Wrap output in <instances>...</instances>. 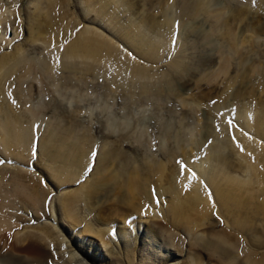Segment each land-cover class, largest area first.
Instances as JSON below:
<instances>
[{
	"label": "bare ground",
	"instance_id": "1",
	"mask_svg": "<svg viewBox=\"0 0 264 264\" xmlns=\"http://www.w3.org/2000/svg\"><path fill=\"white\" fill-rule=\"evenodd\" d=\"M18 2L0 0V40L8 27L12 40L19 33L13 26ZM29 2L27 35L0 56V153L30 164L36 148L49 185L34 170L0 166V264H49L59 257L81 264L73 253L55 256L46 247L62 249L59 230L74 236L76 250L94 264L110 262L89 256L84 245L107 248L114 231L122 252L109 251L112 264H135V250L140 264H158L164 246L182 253L184 233L190 238L184 259L165 264H204L206 253L216 257L208 264H264V147L258 143L264 142V0ZM90 13L108 33L87 24L64 45V35ZM26 43L34 45L28 50ZM168 53L171 59L157 68ZM188 76L194 85L220 87L185 100ZM201 105L203 118L195 111ZM96 122L106 128L103 140L94 134ZM112 134L130 143V151L104 140ZM75 182L79 187L61 189ZM164 195L168 200L158 207ZM20 207L59 225H20ZM94 210L93 224L85 214ZM221 220L226 226L215 229Z\"/></svg>",
	"mask_w": 264,
	"mask_h": 264
},
{
	"label": "rangeland",
	"instance_id": "2",
	"mask_svg": "<svg viewBox=\"0 0 264 264\" xmlns=\"http://www.w3.org/2000/svg\"><path fill=\"white\" fill-rule=\"evenodd\" d=\"M8 0H2V2L3 3H5V2H7ZM21 2H18V5L20 6H18V8H20L19 9V11H16L14 14V23H13V26H20L19 27V29L17 28L16 30H18V34H17V36L12 40V37L14 36V31H13V28H11V27H8V28H6V36L4 37V39L3 40H0V56L3 54V53H6V52H8V51H11L12 49H13V45H15V43H20V42H22L23 40H24V38H25V36L27 35V29H25V15H26V10H27V6H28V4L30 3L29 1L30 0H20ZM10 4V3H9ZM11 5V4H10ZM31 5V4H30ZM23 8H24V11H25V13H23ZM73 8H75L74 7V5H73V2H71L70 4H69V7H68V10H70V12H72V14H74L75 12V9H73ZM8 9H11L10 7L8 8ZM32 9H34V6H30V11H33ZM10 17V16H9ZM95 17H94V14L93 13H90L89 14V16L87 17V18H85V20H81L80 19V21H82V22H80V25H78L74 30H73V33H71L70 31H68L67 32V34H65L64 36H65V39L63 40V44L65 45V42L67 41V42H69L80 30H81V28H83L84 27V25H87L90 29H94V30H97V32H103V30H101L102 28L100 27V25L96 22V21H94L95 19H94ZM88 20V21H87ZM11 21H12V18H11ZM96 22V23H95ZM92 27V28H91ZM78 30V31H77ZM76 31V32H75ZM75 32V33H74ZM103 33H108V32H103ZM74 34V35H73ZM73 35V37H71L70 38V36H72ZM262 38L260 39V42L262 43V45L260 46V50H261V48H262V52H263V48H264V36H261ZM177 43V42H176ZM67 44V43H66ZM34 44H31L30 45V43H26V44H24V47H26L28 50H30L31 49V47L33 46ZM35 46L36 47H38V43H36L35 44ZM62 46V45H61ZM117 46H119V49L121 50V52H123L124 54L126 53V55L128 56H132L133 58H135L136 56H138V57H136L135 59H139L140 60V63L142 64L143 62H142V60H141V58H140V56L139 55H134V53L132 52V50L131 49H129V48H127V46H125L123 43H119ZM30 48V49H29ZM171 56H172V54L171 53H168V55H167V58H166V56H163V60H161L160 61V63L158 62V64H156V67L157 68H159V69H163V67H164V65L168 62L167 60H170L171 59ZM170 57V58H169ZM264 58V57H263ZM144 61V60H143ZM146 62V61H145ZM144 62V63H145ZM147 65H151L150 63H148ZM151 66H153L154 67V65H151ZM197 72V71H196ZM85 78H86V82H88V84L90 83V84H92L93 86H92V88H94V89H96V87H95V85L98 83V81L97 80H95V79H92V77L91 76H89V74L88 75H85ZM187 78H189V76L187 77ZM97 81V82H96ZM194 78L193 77H190L189 78V81L187 82L188 84L186 85V87H188L187 88V90L183 93V96H184V99L186 100H192V97H193V94L194 95H201V93H205L206 91H209V89H213L214 87H215V89H218L220 86L218 85V84H216V83H206V82H200L198 85H194ZM95 84V85H94ZM217 87V88H216ZM202 91V92H201ZM200 93V94H199ZM213 95L214 93H209V95ZM211 95V96H212ZM119 97H117V99H118ZM170 99V100H169ZM168 100H167V102H166V104H167V106H170V104H172L173 102H175V99L172 97V98H169ZM211 101H213V100H211ZM188 106H190V105H187V107H182V111H183V113H184V115L186 114H190V111H189V107ZM60 111V110H59ZM62 111H67L66 109H64V110H62ZM195 111H196V114H199L198 115V117L200 116H203L204 114H206V112H207V107H205V106H199V107H197L196 109H195ZM206 111V112H205ZM204 113V114H203ZM46 114L47 115H49L50 114V112H46ZM63 115H69V114H64V113H62ZM201 118H203V117H201ZM69 120V119H68ZM230 121H231V119H230ZM234 124V123H233ZM236 124L237 123H235L234 124V126H236ZM93 127L95 128L93 131H94V134L96 135V136H98L97 138L99 139V140H103L102 138H104L103 136H99L100 134L99 133H101V130L102 131H104V133H105V126L103 125V124H100V123H94L93 124ZM99 131V132H98ZM98 132V133H97ZM242 132H246V131H244V130H242ZM249 136H251L250 134H248ZM237 137V136H236ZM253 137V136H252ZM107 138H109V139H104L105 141H113L112 143H115V145H117L118 147H120L122 150H129L130 148V143H128V142H126L125 144H122V139L121 140H119V136H115L114 134H112L111 136L109 135V137H107ZM258 143L260 144V145H262L263 147H264V142H263V140H261V141H258ZM130 151V150H129ZM32 156V158H31V161L32 162H30V164H28V163H26L25 164V162L24 161H21V160H19V159H15V158H5V156L3 155V154H1L0 153V166H2V165H5L6 167H9V168H13V167H22L23 169H25V170H28V171H32V170H34L35 171V173L38 175V177L39 178H42V180H44L43 182H45L46 184H48V181H47V175H45V172H43V170H41L42 168H40L41 166H39V165H37V150H36V148H35V150H34V154L33 155H31ZM10 159H12V160H10ZM96 159V153H95V157H93V159H92V163H90V165H89V169H87V174L85 173V175H83L84 177H86L85 179H87V177L89 176V175H91L92 173V170H93V167H94V163H95V160ZM7 162H8V164H7ZM32 163V164H31ZM36 163V164H35ZM21 164V165H20ZM27 164L29 165L28 167H27ZM12 165V166H11ZM26 165V166H25ZM184 167H186V168H188V166L187 165H185ZM182 169H183V167H182ZM40 175V176H39ZM82 176V181L80 180L79 182L80 183H83V181H85L84 180V177ZM46 177V178H45ZM78 182V181H77ZM76 183V182H75ZM74 183V185H71V186H67L66 184H64V185H62V187H61V189L63 188V190L65 189V190H67V189H72L73 188V186L74 187H79V185H77V183L75 184ZM49 185V184H48ZM61 191V190H60ZM55 194V193H54ZM53 194V195H54ZM59 194V193H58ZM55 196V195H54ZM161 200H162V204H164L165 205V203H166V201L168 200V196L166 195H164L162 198L161 197H159V199H158V207L161 205ZM168 204V203H167ZM163 205V206H164ZM153 208V207H152ZM83 210V209H82ZM82 210H80V211H82ZM83 213H85V211H82ZM95 213H96V211L94 210V212H91L90 214L89 213H86L85 215H87V220L86 221H89V222H91V223H95L96 222V220H95ZM17 214V215H16ZM215 214V215H214ZM15 215L16 216H21V217H23L24 218V220L22 221V223L20 224V225H25L26 226V224L29 226H27V228H30V226H35V225H40V224H44V222H45V225H48V224H50L51 226H55V227H57V225H59V223H57V224H55V220L54 219H52V221H54L53 222V224H52V221H51V219H48L47 218V216H46V214H36L35 213V211L33 210V211H31V210H23V208H18V209H16L15 210ZM84 215V216H85ZM213 217L214 218H219V215H217L216 214V212H214L213 213ZM40 216V217H39ZM46 216V217H45ZM214 218H212L213 220H214ZM211 219V220H212ZM142 220H144V218H142ZM212 220V221H213ZM24 223V224H23ZM80 226L81 225H78V231H75V234L77 235V234H79L78 232H81V229H80ZM116 225H114V227H115ZM223 226H226L225 225V223H224V221L223 220H221V221H218L215 225H214V228L215 229H221ZM24 227V226H23ZM82 228V227H81ZM59 229V228H58ZM59 232L61 233V235H62V237H63V243H62V245H61V247H62V249L61 248H58V246L57 245H54V243H51V244H46L45 243V245H46V247L50 250V252L52 253V254H54L55 256H56V253L58 254V252H59V254L61 255L62 254V252H70V253H73L74 254V259L75 260H79L80 262H81V264H94V263H91L90 261H89V259L87 260V258L86 257H84L79 251H78V249L76 250V248H75V241H76V239H74V236H70L69 237V234H68V238H67V235L65 236V233H64V231H61V230H59ZM140 232V231H139ZM136 233V232H135ZM181 233V232H180ZM75 234H73V235H75ZM112 234V233H111ZM111 234H110V237H111ZM140 234V233H139ZM64 235V236H63ZM77 238H78V236H76ZM84 237V240L85 239H87V236H83ZM137 237H138V235L136 234L134 237H132L133 238V240H134V242L136 241L137 242ZM70 238V239H69ZM82 239V238H81ZM181 239H182V241H184V243H186V245L183 247V251H182V253H179L177 250H176V248L175 247H173V246H170V245H167V246H164V248L162 249V252L164 253L163 254V256L161 257V260L159 261V263L158 264H165L164 262H165V259H168V260H170V259H172L173 260V262H178V261H180L181 262V260L182 259H184V256L186 255V253H187V250H188V246H187V243L189 242V240H190V238L188 237V235L186 234L185 235V233L182 235V237H181ZM77 240H79V239H77ZM85 241H87V240H85ZM118 241V242H117ZM77 242V241H76ZM120 242H121V240L119 239V237H116V235H115V231H114V237H113V234H112V237H111V242H110V244L109 245H107V248H106V246H102V248L100 247L99 248V250H96V248H94L93 249V247H90L89 248V246H88V244H85L84 245V249H86V250H88V254H89V256H91V255H94V258L97 260H99L100 258L101 259H104V260H106V261H108V262H110V264H112L111 263V260H112V256H111V254L109 253V251H113L114 250V252H119L120 250H121V245H120ZM135 242V243H136ZM66 243V244H65ZM71 243H72V246H71ZM73 243H74V246H73ZM118 243V244H117ZM137 244V243H136ZM64 246V247H63ZM187 246V247H186ZM162 248V247H161ZM161 248H159V250L158 251H161ZM74 249V250H73ZM85 250V251H86ZM92 252H91V251ZM76 251V252H75ZM121 252H122V250H121ZM58 254V255H59ZM59 255V256H60ZM134 256H133V258H135L134 260H135V262H134V260H133V262L135 263V264H140L139 263V260L138 259H140V257L138 256V253H137V251L135 250V254H133ZM123 258H124V256H122ZM65 259V258H64ZM64 259H61V257H59V258H56V260H55V262H49V264H68ZM163 259V260H162ZM90 260H92V259H90ZM137 260H138V263H137ZM158 260V259H157ZM156 260V261H157ZM171 260V261H172ZM122 261H124L123 259H122ZM150 261V263H143V264H157V263H155L156 261H152V260H149ZM171 261H169V262H171ZM212 263V262H216V257L215 256H210L209 254H205V261H204V264H208V263ZM109 264V263H108Z\"/></svg>",
	"mask_w": 264,
	"mask_h": 264
},
{
	"label": "water",
	"instance_id": "3",
	"mask_svg": "<svg viewBox=\"0 0 264 264\" xmlns=\"http://www.w3.org/2000/svg\"><path fill=\"white\" fill-rule=\"evenodd\" d=\"M170 58V57H169ZM100 135H102L101 133H99Z\"/></svg>",
	"mask_w": 264,
	"mask_h": 264
},
{
	"label": "snow or ice",
	"instance_id": "4",
	"mask_svg": "<svg viewBox=\"0 0 264 264\" xmlns=\"http://www.w3.org/2000/svg\"><path fill=\"white\" fill-rule=\"evenodd\" d=\"M231 123V122H230Z\"/></svg>",
	"mask_w": 264,
	"mask_h": 264
}]
</instances>
